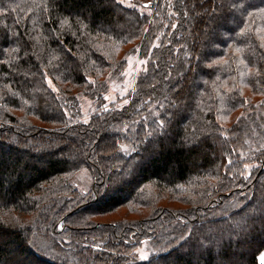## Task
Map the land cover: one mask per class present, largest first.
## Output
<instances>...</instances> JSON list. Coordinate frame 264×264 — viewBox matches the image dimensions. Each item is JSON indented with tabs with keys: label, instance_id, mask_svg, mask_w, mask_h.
<instances>
[{
	"label": "trees",
	"instance_id": "trees-1",
	"mask_svg": "<svg viewBox=\"0 0 264 264\" xmlns=\"http://www.w3.org/2000/svg\"><path fill=\"white\" fill-rule=\"evenodd\" d=\"M233 4L0 0V264H260L264 0Z\"/></svg>",
	"mask_w": 264,
	"mask_h": 264
},
{
	"label": "rangeland",
	"instance_id": "rangeland-1",
	"mask_svg": "<svg viewBox=\"0 0 264 264\" xmlns=\"http://www.w3.org/2000/svg\"><path fill=\"white\" fill-rule=\"evenodd\" d=\"M118 1L120 2V0H118ZM120 3H122L123 5H126L127 6V5H130L131 0H122V2H120ZM224 31L223 30L220 31V34L222 36L224 34ZM136 63H137L136 59L129 60L127 67L125 68L124 72L122 73V77L124 76V81L123 82L127 85V88L128 87H131V85H132V79H133L132 78L133 77L132 74H133V72L136 73V69L133 68V66H135L134 64H136ZM130 82H131V84H130ZM127 88H126V90H122V89L120 90V87L119 86H116V85L110 87L109 88V92H108V96H107L108 102H111V101L116 100L117 95H120V97H122V98L125 97ZM85 182H86V179L85 178H83V177L79 178V183L82 184L83 186H86L84 184ZM122 214L118 213V214H115V216H110L109 218H106V219H103V220H106V221L119 220V216L122 215ZM142 249L145 250V251H142V254H143L144 257L149 254L147 252V250L150 249L149 246H145L144 245V247ZM262 254H264V252H262Z\"/></svg>",
	"mask_w": 264,
	"mask_h": 264
},
{
	"label": "snow or ice",
	"instance_id": "snow-or-ice-1",
	"mask_svg": "<svg viewBox=\"0 0 264 264\" xmlns=\"http://www.w3.org/2000/svg\"><path fill=\"white\" fill-rule=\"evenodd\" d=\"M120 2H122V0H120ZM243 2H244V0H234L233 6L236 7L237 9H239L240 7H242ZM51 83L52 82L49 81V85H51ZM53 90H55V89H53ZM143 258L146 259L147 257H143ZM259 259H260V264H264V254H262Z\"/></svg>",
	"mask_w": 264,
	"mask_h": 264
}]
</instances>
